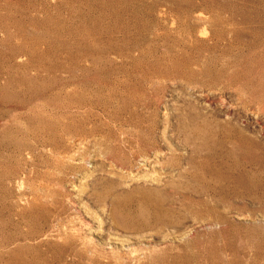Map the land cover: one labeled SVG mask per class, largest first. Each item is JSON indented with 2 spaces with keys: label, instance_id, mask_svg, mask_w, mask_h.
Masks as SVG:
<instances>
[{
  "label": "rangeland",
  "instance_id": "rangeland-1",
  "mask_svg": "<svg viewBox=\"0 0 264 264\" xmlns=\"http://www.w3.org/2000/svg\"><path fill=\"white\" fill-rule=\"evenodd\" d=\"M0 264H264V0H0Z\"/></svg>",
  "mask_w": 264,
  "mask_h": 264
},
{
  "label": "bare ground",
  "instance_id": "bare-ground-1",
  "mask_svg": "<svg viewBox=\"0 0 264 264\" xmlns=\"http://www.w3.org/2000/svg\"><path fill=\"white\" fill-rule=\"evenodd\" d=\"M192 163V162H191ZM190 165V164H189ZM185 173V172H184ZM182 175V174H181ZM154 180V179H153ZM188 183V182H187ZM141 189V188H140ZM153 189H155V188H153ZM200 189V188H199ZM124 194V193H123Z\"/></svg>",
  "mask_w": 264,
  "mask_h": 264
}]
</instances>
